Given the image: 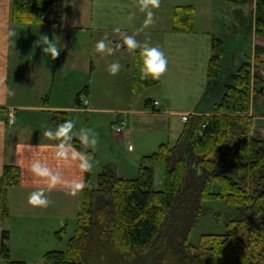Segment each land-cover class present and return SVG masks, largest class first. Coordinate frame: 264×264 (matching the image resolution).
Segmentation results:
<instances>
[{
    "label": "trees",
    "instance_id": "obj_1",
    "mask_svg": "<svg viewBox=\"0 0 264 264\" xmlns=\"http://www.w3.org/2000/svg\"><path fill=\"white\" fill-rule=\"evenodd\" d=\"M238 5L248 0H226ZM66 0H12L11 18L17 23L61 24ZM254 34L264 36V0H255ZM241 13V11H239ZM237 12V13H239ZM194 7L176 5L171 30L190 33L194 28ZM124 46L122 40H119ZM262 47L244 60L222 93L218 86L222 68L223 41L210 38L207 81L201 100L209 114L189 113L173 144L162 142L139 160L135 177L125 178L106 164L95 173V151L67 133L60 142L73 145L92 166L84 171L87 186L81 190L76 223L65 249L42 254L43 264H264V137L251 133V104L264 100V77L259 71ZM142 50L132 60L131 92L136 95L157 86L140 68ZM213 89V90H212ZM88 91L85 85L76 95ZM151 98L144 106L156 107ZM68 120L66 111H55L51 121L56 130ZM164 162L165 187L153 188L154 164ZM20 183V168L5 164L0 175V263L24 264L10 259L9 231L1 223L9 216L6 189ZM222 200L238 209L225 221L221 232H203L191 241L192 228L203 214L204 201ZM66 226L54 231L62 240Z\"/></svg>",
    "mask_w": 264,
    "mask_h": 264
},
{
    "label": "rangeland",
    "instance_id": "obj_2",
    "mask_svg": "<svg viewBox=\"0 0 264 264\" xmlns=\"http://www.w3.org/2000/svg\"><path fill=\"white\" fill-rule=\"evenodd\" d=\"M254 2L255 0H248L245 4L238 5L226 0H159V5L155 6L152 0H66L63 23L38 26L26 24L21 28L22 33L18 36H26V46L20 48L19 55L22 59L20 63H26V54H28L36 65L23 66L26 67V70L20 76H26V80H28V70H32L35 66V80L41 73H47V79L50 80L53 70L57 69L59 76L57 87L50 89L48 83L44 82V85H40L44 87L41 94H46L52 100L51 103L57 101L64 105L75 104L76 96L69 88L70 86L74 88V86L91 85L90 107L100 108L103 106L106 110L93 113L81 110L69 111L68 120L74 121L75 124L70 133L79 138L81 142L80 137L86 135L87 131L90 134L86 135L89 141L95 139L93 132L98 134L95 145H87L82 142L95 151L96 157L93 161L95 173L100 172L106 164H110L117 174L125 178L135 177L141 157L155 151L160 142L173 144L182 129L183 122L180 120V115H176L172 122V129L154 134H151L153 130L141 131L142 134L138 136L139 141L136 140L138 133L135 132H133L136 134L133 135V140L127 137L122 140L115 136V133H109L111 130L115 132L111 129L110 120H114L117 116V108L129 106L128 104L143 106L146 98L156 97L160 93V89H167L163 85L151 86L137 96L131 95L129 77L132 74L131 64L134 51L142 50L141 48L145 45L156 46L163 51L169 65L181 68V79L175 81L176 85L173 88L174 102L178 99L177 103L180 104V107L177 108L181 111L180 114L188 115L187 113L193 112L190 110V105L196 104V97L203 95V93L198 95L202 90V85H199L197 75L199 73L202 75L203 71L207 70V60L210 56V49L208 48V51L206 48L200 50L199 43L204 39L209 40L210 43L212 35L220 37L223 41L222 68L218 77L220 83L214 87V90L212 89L213 92L222 93L223 84L229 80V73L235 71L244 60H249L252 54L249 30ZM161 3L163 4L161 5ZM176 5H192L194 7V28L190 34H171L172 32L169 31L172 30L163 33L152 30L135 32L136 27L146 24L149 10L154 15L151 17L152 22L147 23L148 27L149 25L151 27L156 25L171 26L172 10ZM239 7L243 9V12H239L241 11ZM128 10L134 11L135 16L129 15ZM125 27L129 29V33L124 32L123 28ZM168 32L170 33L169 37L165 36ZM42 35H47L56 42L60 48L57 57L52 58L50 54L44 53L43 45L36 43L41 40ZM126 36H134L138 47L129 48L125 42ZM102 39L106 41L104 51L97 48V42ZM168 39L171 42H168ZM119 40L123 41V47ZM109 49L112 51L109 52ZM203 51L205 56L209 54L206 63H202ZM88 52L92 53L91 58L88 57ZM170 53H173L172 57L168 55ZM85 54L89 60L87 58L84 60ZM81 60L86 61L87 67L93 66L94 73L91 77L82 79L81 75L74 76L73 73L78 70ZM117 62L120 65L119 70L113 73L110 65ZM191 62L194 67L187 68ZM187 71L190 73L189 78L185 76ZM16 76L15 84H13L16 88L13 87L12 91L19 94L17 84H21V82L18 83V79L23 82L25 78H18L17 72ZM35 80H32L30 85V81L24 83L25 87L20 95V102L37 103V91L40 92V86ZM12 97H16L15 94H10V98ZM130 97L134 98L130 99ZM15 100L17 99L15 98ZM208 104L210 103H205L199 97L197 106L208 107ZM87 117L91 121L89 128L93 132L86 129ZM30 122L35 125L32 126L33 129L40 127V124L44 128H47L48 125V119H44V116L39 113L35 114ZM81 129L84 131L81 132ZM122 131L119 129L116 133ZM38 135L41 136L42 133H38ZM155 135L156 137L153 139ZM165 171L166 164L164 162L154 164L152 184L154 189H164ZM76 194L67 198L68 203L65 199V206L60 207L55 214L46 213L45 210L40 212L37 209L35 212L30 209L31 207L26 206V224L20 220L12 222L14 234L19 232V242L17 241L13 245L14 254L26 250L25 255L28 257L35 254L41 255L50 249H65L67 239L75 227V214L79 209L80 193ZM203 206L205 210L192 228L190 239L193 242L198 241L199 235L203 232L224 231L225 221L229 217H235L238 212L236 206H228L222 200L204 201ZM63 225L67 228L66 235L62 240L56 239L53 236L54 231ZM29 226L32 230L26 229ZM17 228L19 230H16ZM27 232L31 233L30 236L27 235Z\"/></svg>",
    "mask_w": 264,
    "mask_h": 264
},
{
    "label": "crops",
    "instance_id": "obj_3",
    "mask_svg": "<svg viewBox=\"0 0 264 264\" xmlns=\"http://www.w3.org/2000/svg\"><path fill=\"white\" fill-rule=\"evenodd\" d=\"M162 4L163 3H161V5ZM11 5H12V0H0V175H1L2 167L5 164L16 165L20 168V183L17 186L8 187L6 189V197L8 200V207H9V216L1 223V229L9 231L8 246H9L11 260L20 261L23 262L24 264H43L42 254L41 255L35 254L33 256L26 257L25 255L26 250L14 254L13 245L15 242L17 241L19 242V238H18L19 232L17 231L14 234V228L12 226V222L16 220H20V222L26 224V206L31 207L30 209H33L35 212H37L36 211L37 209L40 212L45 210L46 213L49 212L50 214L53 213L55 214L56 211L60 209V207H64L65 204L69 202L67 198L73 197V194H70L69 187L65 185L63 182H58L55 186L49 187L47 182L48 178L38 177L32 171L31 165L34 161L39 160L40 163L43 166L48 167L53 174L58 173L60 175L61 181L63 180L73 181L80 179L84 180L85 170H82L79 167L81 163L80 158L79 157H76L75 159L72 158L73 149L75 150L77 149L71 144L63 143L67 155L64 157H57L56 152L61 150L58 147V145L61 143L59 137L50 138L45 135V131L48 128H52V130L55 132L56 128L54 127L51 121V117L55 111H59V110L66 111L68 116V112L73 110H81V111H86L87 113H93L95 111H104L106 110V108H104L103 106H101L100 108L90 107L89 95L91 92V85H88V91L86 93L80 94L79 99L81 101V105H77L75 100H74L75 101L74 105L73 104L64 105V104H60L57 101L51 103L52 100L46 94L45 95L41 94V91H43L44 87L40 85L41 84L44 85V82H46L48 83V87L50 89L56 88L59 82L57 69L53 70L50 80L47 79L48 78L47 73H41L40 75H37L38 78L35 80L34 79L36 77L35 66L33 67L32 70H28L27 68L29 72L28 80H26V76L25 77L20 76L21 73L26 70V67L23 66H27L28 64L36 65V63H34L35 61L32 60L31 56L28 54H26V63H20L22 62V59L19 55L21 50L20 48L22 47L24 48L26 46L25 44L26 36H18V35L22 33L21 28L25 26L26 23H17L12 20ZM239 9L241 10V12H243V9H241V7H239ZM128 13L129 15L135 16V12L132 10L131 11L128 10ZM27 25L38 26L44 24H35V25L27 24ZM169 27L159 26V25L152 27L149 25L148 27L147 24H143L142 26L136 27L135 32L137 31L146 32L148 30H152L155 32L163 33L168 30H171V26ZM252 28H253V22H251L250 30H249L250 44L252 50L250 59L252 61L254 55V47L256 45L262 47V51L259 56L263 61V65L259 67V71L264 77V36H260V37L256 36ZM11 29L15 30L14 35H8ZM123 29L125 33H129V29L127 27ZM169 32L165 36L169 37L170 36ZM174 33L175 32H172L171 34ZM190 33H182V34H190ZM177 34H181V33H177ZM168 42H171V40L168 39ZM199 44H200L199 45L200 50L206 48L208 51V48L210 49L209 46L210 43L209 40L207 39H204ZM202 54L204 55V56L201 55L202 63L203 62L206 63V59L209 54L205 56L204 51ZM168 55L172 57L173 53H170ZM86 56L87 55L85 54L84 60H86V58L88 59V57L91 58L92 53L88 52V57ZM84 60H81V64H79L78 70H76L73 73L74 76L81 75L82 79H84L85 77H91L94 73L93 66L90 68L87 67L86 61ZM49 62L51 63V60H49ZM91 64L93 63L91 62ZM167 66L168 67H166L165 71L161 73V81L157 85V87L159 85L160 86L163 85L167 87V89L165 90L160 89V93L158 94V96L149 97L152 100L158 101V105L156 107H153L152 109L146 108L144 105L130 106V104H128L129 106L126 107L124 106L123 108H117L116 109L117 116L114 118V120H110L111 129H114V127L121 126L123 124L122 125L123 131L121 133H116L111 130L109 133H115V136H117L122 140H125L126 137L131 138V140H133L134 139L133 135H136L135 133H138L136 135V140L139 141L140 139L138 136L142 134L141 131L146 132L149 130H153L151 134H154L156 132H163L166 129L167 130L172 129V122L174 121L175 119L174 116L176 115H180V120L184 124L187 115L180 114L181 111L178 110L177 108L180 107V104L177 103L178 99L177 101L174 102L175 98L173 94V88L176 85L175 81L178 80L179 78L181 79V71H180L181 68L171 66L168 63ZM190 67H194L193 62H191L187 68ZM206 71L207 70L205 69L202 75L201 73L197 75L199 85H202V90H200L198 95H201L205 89V85L207 81ZM16 72L18 78H25V79L23 80V82L18 79V83L21 82V84H17V87H19V89L17 88L19 94L12 91V94H15L16 97L10 98V94L5 93L3 89L5 85L7 86L8 89L11 90L13 87L16 88V86L13 85L15 84L14 81L15 78L17 77ZM185 76L187 78L190 77L189 71L186 72ZM32 80H35L37 84L40 86L39 87L40 92L37 91L38 93V96L36 98L37 103L36 104L22 103L20 102L19 98H21L20 95L22 94L23 88L25 87L24 83L30 81L29 83L30 85ZM76 83H78V81H76ZM129 85L131 92V77H129ZM76 87L77 86H74V88L73 86L69 87L75 93V96L83 88L81 86H78L77 88ZM79 87L81 88L78 89ZM137 95L138 94L136 95L133 94L132 96H137ZM201 96H199L200 100H201ZM199 97H196V104L190 105V110L193 112H189V113L209 114L210 109L208 107L200 108L199 106H197V101ZM15 98L17 100H15ZM133 98L134 97H130V99ZM85 100H87V103H84ZM38 113L43 115L44 119H48L47 128H44V126L40 124V127H36L33 129L32 126L35 125H33L32 122L30 121H32L33 118L35 117V114ZM248 115L252 117L251 133L254 136L264 137V100L260 101L259 105H257L256 107H254V105L251 104ZM89 123H91V121L89 117H87V127H86L87 130L90 127ZM38 133H42V135L40 136L38 135ZM86 135L87 136L90 135L88 131ZM155 137L156 135L153 137V139ZM69 145H71V147H69ZM85 146L87 147V145ZM129 148H131L130 145ZM38 189H45V191H43L41 195L48 197L49 203L47 206L33 205L29 203V195ZM78 193L81 194V191L77 192V194ZM65 199H67L66 203H64ZM59 223L61 224V222ZM26 229L32 230L30 226L29 228ZM16 230H19V228H17ZM30 234H31L30 232H27L28 236H30ZM16 236L17 239L15 240ZM0 264H5V263L2 262Z\"/></svg>",
    "mask_w": 264,
    "mask_h": 264
},
{
    "label": "clouds",
    "instance_id": "obj_4",
    "mask_svg": "<svg viewBox=\"0 0 264 264\" xmlns=\"http://www.w3.org/2000/svg\"><path fill=\"white\" fill-rule=\"evenodd\" d=\"M152 3L155 6L159 5V0H152ZM154 15V13L149 10L148 11V19L145 21V23H151V17ZM15 30L11 29L8 33V35H14ZM125 42L127 43L129 48H136L138 47V42L136 41L134 36H126L125 37ZM37 44H42L43 48L42 51L44 53L50 54L52 58H55L59 55L60 48L57 46L56 42L52 39L49 38L47 35H42L41 40L36 41ZM97 48L100 51H104L106 48V41L105 40H100L97 42ZM109 52L112 51L111 49L108 50ZM119 63H113L110 65V69L113 73L119 70ZM167 67V58L164 55L163 51L156 47V46H148L145 45L142 49L141 53V64L140 68L142 70L143 76L142 78L147 79V76L144 75V73H147L151 75L153 78L158 77L162 72L165 71ZM3 91L7 94H12V90L8 89L7 86H4ZM74 121L72 120H65V122L60 125V127L55 130V132L52 130V128H48L45 131V135L54 138V137H65L66 139L68 138L66 136L67 133H69L73 127H74ZM84 129H81V132H83ZM89 131H92V129L89 128ZM95 139L89 141L86 135H82L80 138L83 143L87 145H95L97 143V136L95 132H93ZM58 147L61 149L60 151L56 152L57 157H64L67 155L66 150L64 149V144L61 142ZM71 147V145H69ZM76 157H79L81 160V163L79 167L82 170H89L92 166L88 163L87 159L85 158L84 154L73 149L72 152V158L75 159ZM32 171L38 176V177H46L48 178L47 182L49 187L55 186L58 182H63L65 185H67L70 189V194L75 195L77 192L81 191L87 186V181L80 179V180H73V181H67L63 180L61 181L60 175L53 174L50 169L46 166H43L39 160H36L32 163L31 165ZM45 191V189H38L34 192H32L29 195V203L33 205H42V206H47L49 203L48 197L47 196H42L41 193Z\"/></svg>",
    "mask_w": 264,
    "mask_h": 264
}]
</instances>
